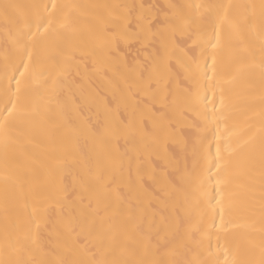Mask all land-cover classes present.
Returning a JSON list of instances; mask_svg holds the SVG:
<instances>
[{
  "label": "snow or ice",
  "instance_id": "obj_1",
  "mask_svg": "<svg viewBox=\"0 0 264 264\" xmlns=\"http://www.w3.org/2000/svg\"><path fill=\"white\" fill-rule=\"evenodd\" d=\"M0 49V264H264V0H0Z\"/></svg>",
  "mask_w": 264,
  "mask_h": 264
},
{
  "label": "bare ground",
  "instance_id": "obj_2",
  "mask_svg": "<svg viewBox=\"0 0 264 264\" xmlns=\"http://www.w3.org/2000/svg\"><path fill=\"white\" fill-rule=\"evenodd\" d=\"M19 2H29V0H19ZM37 2H45V0H37ZM81 4H94V3H116L124 2V0H75ZM131 2V0H127ZM140 2V0H136ZM153 3H184L187 0H151ZM203 3H227L228 0H198ZM233 3H242L244 0H232ZM130 61L132 57H129ZM143 60V56H140ZM3 69V52L0 49V71ZM60 80V93L63 101L75 116V105L78 102L79 106L88 112L89 108L95 111V105L103 100L104 96H109L112 90L115 89V84H110L104 77L103 73L99 70V65L92 63L84 64L79 63L74 66L69 74L59 78ZM41 145H48V140L44 136H38L35 143L26 145L31 151L37 154L42 153L45 148Z\"/></svg>",
  "mask_w": 264,
  "mask_h": 264
}]
</instances>
